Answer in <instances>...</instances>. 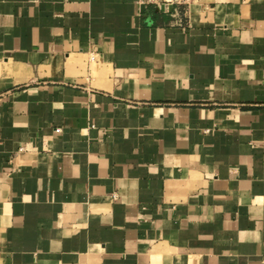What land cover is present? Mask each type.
Instances as JSON below:
<instances>
[{
  "label": "crops",
  "instance_id": "obj_1",
  "mask_svg": "<svg viewBox=\"0 0 264 264\" xmlns=\"http://www.w3.org/2000/svg\"><path fill=\"white\" fill-rule=\"evenodd\" d=\"M0 264H264V0H0Z\"/></svg>",
  "mask_w": 264,
  "mask_h": 264
},
{
  "label": "built area",
  "instance_id": "obj_2",
  "mask_svg": "<svg viewBox=\"0 0 264 264\" xmlns=\"http://www.w3.org/2000/svg\"><path fill=\"white\" fill-rule=\"evenodd\" d=\"M195 0H137L138 4L143 7L154 6L160 11L170 13L172 15H178L186 17L190 6L194 3ZM170 7L172 9L170 10ZM185 18H180V24L185 22ZM24 147H21L20 150H23ZM113 198L116 199L117 194L114 193Z\"/></svg>",
  "mask_w": 264,
  "mask_h": 264
},
{
  "label": "water",
  "instance_id": "obj_3",
  "mask_svg": "<svg viewBox=\"0 0 264 264\" xmlns=\"http://www.w3.org/2000/svg\"><path fill=\"white\" fill-rule=\"evenodd\" d=\"M172 9V7H170V10Z\"/></svg>",
  "mask_w": 264,
  "mask_h": 264
}]
</instances>
